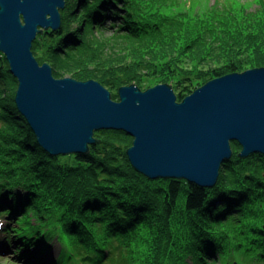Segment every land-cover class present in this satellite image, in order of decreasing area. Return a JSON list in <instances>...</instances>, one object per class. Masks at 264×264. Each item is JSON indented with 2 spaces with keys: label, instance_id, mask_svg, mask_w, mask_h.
Listing matches in <instances>:
<instances>
[{
  "label": "trees",
  "instance_id": "1",
  "mask_svg": "<svg viewBox=\"0 0 264 264\" xmlns=\"http://www.w3.org/2000/svg\"><path fill=\"white\" fill-rule=\"evenodd\" d=\"M180 1L64 0L59 27L37 33L31 51L54 77L97 80L114 100L124 85L166 83L180 101L264 66V0ZM16 84L0 52V238L15 260L129 264V251L134 264H264L263 153L241 158L231 141L212 187L135 171L121 129L94 130L86 152L51 155L15 106Z\"/></svg>",
  "mask_w": 264,
  "mask_h": 264
},
{
  "label": "water",
  "instance_id": "2",
  "mask_svg": "<svg viewBox=\"0 0 264 264\" xmlns=\"http://www.w3.org/2000/svg\"><path fill=\"white\" fill-rule=\"evenodd\" d=\"M64 0H0V52L17 84L14 103L51 155L86 152L93 132L110 128L132 137L126 156L149 179H186L212 187L232 154H264V66L212 78L180 101L170 84L118 88V99L94 79L54 77L31 51L36 34L57 29ZM226 264H238L236 261Z\"/></svg>",
  "mask_w": 264,
  "mask_h": 264
},
{
  "label": "rangeland",
  "instance_id": "3",
  "mask_svg": "<svg viewBox=\"0 0 264 264\" xmlns=\"http://www.w3.org/2000/svg\"><path fill=\"white\" fill-rule=\"evenodd\" d=\"M212 0H181L178 4L179 8L184 9V7L191 8L193 10H196L198 8L204 7L205 5H209ZM214 1V0H213ZM217 2H222V0H217ZM154 86V85H153ZM1 219V218H0ZM1 222V221H0ZM0 264H27L26 261L21 260H15L14 257V247L9 245H4L2 239L0 238ZM57 246H54L52 250L55 252L57 251ZM54 253V252H53ZM127 258V262L129 264H134L132 261L133 259H130L131 253L127 251V254H125Z\"/></svg>",
  "mask_w": 264,
  "mask_h": 264
}]
</instances>
